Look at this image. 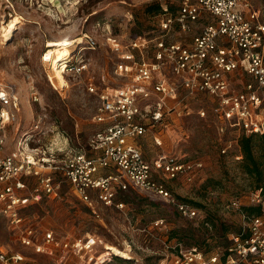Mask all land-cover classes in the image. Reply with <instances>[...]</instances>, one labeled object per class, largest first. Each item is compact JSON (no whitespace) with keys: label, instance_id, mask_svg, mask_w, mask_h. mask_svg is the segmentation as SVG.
<instances>
[{"label":"built area","instance_id":"obj_1","mask_svg":"<svg viewBox=\"0 0 264 264\" xmlns=\"http://www.w3.org/2000/svg\"><path fill=\"white\" fill-rule=\"evenodd\" d=\"M155 1L161 10L155 14L160 31L154 36H137L126 43L107 36L117 57L113 71L124 80L115 86L86 82L87 91L96 95L93 120L100 124L87 146L70 145L58 157L30 147L29 134L23 131L8 151L6 128L18 116L20 94L15 85L0 80V213L17 240L37 253L59 252L66 258L75 257L77 264H102L94 236H56L34 226L23 214L42 196H57L62 182L93 213L99 202L122 208L124 203L115 200L117 193L141 189L162 198L181 216L200 217L199 208L179 199L155 174L191 182L203 161L159 154L149 164L136 141L148 130L155 132L166 125L165 116L189 113L191 97L211 100L210 109L221 132L230 127L238 137L264 134V19L259 10L249 0ZM205 14L209 18L203 21ZM79 37L77 42L83 46H77L73 57L64 61L63 73L79 75L88 67L80 51L95 49L97 40L86 32ZM31 99L38 100L37 94L32 92ZM196 113L204 117L207 110L199 106ZM42 117L32 126L45 135L53 128L43 129ZM154 139L161 142L157 136ZM235 157H242L240 150ZM246 206L259 211L248 212ZM227 207L237 210L242 221L238 230L226 234L224 244L206 250L175 241L165 245V263L264 264V192L252 190L233 197ZM106 257L111 259V255ZM21 260L20 252L0 244V264Z\"/></svg>","mask_w":264,"mask_h":264},{"label":"rangeland","instance_id":"obj_2","mask_svg":"<svg viewBox=\"0 0 264 264\" xmlns=\"http://www.w3.org/2000/svg\"><path fill=\"white\" fill-rule=\"evenodd\" d=\"M8 1L0 0V80L16 86L21 104L16 120L6 128L5 148L8 151L14 149L15 141L23 131L29 134L30 147L58 157L70 145L87 146L89 137L100 124L93 120L96 95L87 91L85 84L91 80L99 86H115L124 80L113 71L117 57L107 36L126 43L137 36L151 37L158 33L155 11L148 10L153 1ZM249 2L264 19V0ZM15 15L18 19L14 22V30L5 39L1 36L2 25ZM204 18L209 16L205 14L203 21ZM84 32L97 40L95 49L83 47L80 51L88 62L87 69L79 75L63 73L64 61L73 57L77 46H83L77 41ZM64 37L72 39L68 45L69 53L58 61L61 75L53 76L51 60L43 59L47 42ZM178 38L174 36L173 39ZM186 39L190 40L191 36ZM32 92L37 94L38 100L31 99ZM191 98L187 100L191 107L189 113L165 116L166 125L158 126L155 132L148 130L136 141L149 164L159 154L203 161V168L191 182L181 177L164 179L161 174H155L179 199L199 208L200 217L181 216L162 198L141 189L118 192L115 200L124 203L122 208L99 202L97 213H93L71 186L62 182L57 196H42L41 201L24 209L27 221L43 231L51 230L56 236L71 239L87 234L94 236L97 257L102 264H166L168 250L165 245L175 241L182 245L197 244L206 250L224 244L226 234L238 230L242 221L237 210L227 207L228 202L255 190L256 183L240 166L241 158L235 157L239 151L237 130L229 127L221 132L210 109L211 100L201 95ZM167 102L171 104L170 99ZM199 106L207 110L204 117L196 113ZM41 116L43 129L53 128L45 135L32 126ZM154 136L160 139L159 144ZM254 142L255 152L259 154V141L255 138ZM223 147H226L225 151H222ZM203 219L209 225L213 222L216 227L204 225ZM0 244L23 255V260L14 264L78 263L75 257L66 258L64 253V256L59 252L37 253L32 247L21 244L1 213ZM109 245L120 249L128 247L130 257L115 254ZM107 255H111V259L107 260Z\"/></svg>","mask_w":264,"mask_h":264},{"label":"trees","instance_id":"obj_3","mask_svg":"<svg viewBox=\"0 0 264 264\" xmlns=\"http://www.w3.org/2000/svg\"><path fill=\"white\" fill-rule=\"evenodd\" d=\"M152 4L149 5L148 10L152 11L154 14L159 12L161 10V5L159 1L152 0ZM257 138L259 141V154L255 152V142L254 139ZM238 145L239 150L242 154V157L239 161L240 166L242 169L255 180V190H259L261 192H264V134H241L238 138ZM248 212H258V207L253 206H246L244 208ZM204 225H208L212 228L216 227V225L211 223L208 224L206 219L201 220ZM207 222V223H205ZM112 257V256H111ZM115 259L119 261H125L128 263L127 260L123 258H119L117 256H114Z\"/></svg>","mask_w":264,"mask_h":264},{"label":"bare ground","instance_id":"obj_4","mask_svg":"<svg viewBox=\"0 0 264 264\" xmlns=\"http://www.w3.org/2000/svg\"><path fill=\"white\" fill-rule=\"evenodd\" d=\"M18 19V16L15 15L11 20H9L6 25H2V34L5 39H8L12 34L15 24L14 22ZM80 38V37H79ZM72 42V39L69 37L51 39L47 42V51L44 54V60H51V68L54 72L53 76H60L61 71L58 67V61L62 60L69 53L68 45ZM68 58V57H67ZM112 251L122 257H130L129 248L120 249L113 245L108 246Z\"/></svg>","mask_w":264,"mask_h":264}]
</instances>
